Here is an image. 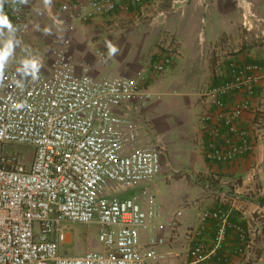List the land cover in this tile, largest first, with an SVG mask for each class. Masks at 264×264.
<instances>
[{"label": "built area", "instance_id": "1", "mask_svg": "<svg viewBox=\"0 0 264 264\" xmlns=\"http://www.w3.org/2000/svg\"><path fill=\"white\" fill-rule=\"evenodd\" d=\"M145 1L86 0L64 10L73 22L85 23ZM63 45L49 66H0V264H156L157 248L165 241L143 242L140 232L154 229L161 217L143 184L162 174V151L142 146L139 122L120 112L134 99L152 98L143 85L146 76L97 79L67 50L70 39ZM96 54L105 59L101 50ZM173 58L167 54L152 71L167 72ZM263 83L261 63L231 59L222 83L200 89L209 108L201 118L210 136L203 142L209 161L231 164L257 148L264 157V111L257 97ZM19 145L33 148L31 159L25 160ZM137 188L138 193L125 194ZM175 220L166 225L175 229ZM198 221L202 227L214 223L213 253L229 230L241 243L248 241L247 231L223 206L203 210ZM76 224L97 226L99 248L75 253L66 247ZM208 252L205 241H196L187 264H204Z\"/></svg>", "mask_w": 264, "mask_h": 264}, {"label": "crops", "instance_id": "2", "mask_svg": "<svg viewBox=\"0 0 264 264\" xmlns=\"http://www.w3.org/2000/svg\"><path fill=\"white\" fill-rule=\"evenodd\" d=\"M32 1L39 5L44 3L48 6L53 3H60L64 6L72 2L86 0H50L49 3H46L45 0ZM254 1L257 3L259 10L261 11L262 9L261 12L264 17V0ZM150 2L152 0H146L141 5V9L146 10ZM218 13H220V17L216 18ZM115 18L116 16L107 18L105 15H101L93 19V24L95 26L96 24L106 25L109 24V20H115ZM164 20L166 21V19ZM66 21L68 24H74L72 26L73 28H67V32L73 39L67 50L74 55L79 66L87 63L90 66L91 74L97 79L120 75L136 76L138 72H143L145 76H148V73H154L151 68L153 63L162 60L169 53H173L174 55L173 65L167 72L160 73V75H167L170 72L181 73L184 66L183 49H186L188 55L190 53L192 56H196V52H199L196 48L190 50V48L188 49L184 46L185 26L181 22L178 26L174 25L173 27L181 43L180 50L177 54H174L170 50L161 57L154 56L150 58L152 54L142 53L139 44L130 43L132 49L129 51L127 49L129 43H112L114 39L109 37L107 40L110 43L109 48H115V52L117 53H108L107 60L101 62L96 60L94 53L89 50L92 45L91 43L87 45L89 41L88 35H82L81 33L84 30L82 23L75 24V22H72L68 18ZM197 25V23L189 25V31L192 32V39L198 42ZM148 30L150 29L148 28ZM229 31L230 23L225 1L211 0L210 10L206 14L205 40L208 47L212 44L213 48L210 50L206 49V56L218 55L214 51L217 50L215 44L220 42L224 33H228ZM141 33L140 36L137 35L139 37L138 41L148 36L147 32L144 33L143 31ZM93 35H97V33L94 32ZM185 43L187 44V42ZM187 53H185V56ZM253 53H243L237 59L259 62L264 66V47L259 55L255 51ZM189 61L194 62L193 59ZM220 63L218 61V68H220ZM227 65L223 72L219 73L217 82L212 83L210 86L220 84L226 79ZM165 81L163 80L162 82L159 80L149 84V86H144L145 89L152 93V98L147 102L134 99L127 103L120 112L134 117L139 122L141 127L140 144L142 146L149 147L152 139L167 136L174 145H178L173 149V157L176 158V164H179L180 160L188 162V164H184L185 167L203 170V172L212 174V176L218 179L217 184L221 185L219 189L217 186L210 187L208 184L200 187L197 186L199 185L197 183L194 191L198 193L207 192L210 195L208 200H206V197L203 198V201H206V205H209L211 200L213 202L214 198L220 199L221 203L219 206L215 203L212 205V209L220 206L225 207L229 212L230 220L234 223L241 224L247 231L248 241L247 243H241L236 233L229 230L227 240L223 247L215 253L211 252L214 248L215 226L212 222H209L202 227L199 225V216L196 217L199 208L204 203L202 201L190 202L189 205H186L187 192H181V190L176 191L165 180L162 181V179L157 178L152 182L143 184V188L148 189L155 196L161 209V217L154 229L141 230L142 241L148 242L150 237L164 239V244L157 248L160 258L156 264H187L189 262L190 249L196 241L200 240L206 242L209 250L204 264H264V157H262L261 148H257L253 153L231 164H218L209 161L205 156L203 142H208L210 136L203 130V122L201 120L209 108L199 96L198 98L201 100L203 111L200 114L198 113V108L193 103L192 97L189 93L182 90L189 86V83L187 84L183 79L179 80L178 83L174 82V86L178 87V93L173 98L164 92L160 97L154 99L153 92H155V87L160 86L163 88ZM257 94L258 99L262 101L260 110L264 111V83L258 88ZM194 99L196 100V98ZM181 145L183 148L186 147V149L182 150ZM255 169L258 171L256 176L253 177L252 173ZM139 191L140 188H137L125 194L129 196ZM177 211L182 212L180 217L175 216ZM174 219H176L175 229L166 225L168 221ZM197 231L200 232V235H196Z\"/></svg>", "mask_w": 264, "mask_h": 264}, {"label": "rangeland", "instance_id": "3", "mask_svg": "<svg viewBox=\"0 0 264 264\" xmlns=\"http://www.w3.org/2000/svg\"><path fill=\"white\" fill-rule=\"evenodd\" d=\"M224 1L227 6L230 31L224 33L220 42L215 44L217 50L214 51L218 53L217 56L215 54V56L209 54L210 57L205 55L206 49L213 48L212 44L208 47L205 40L206 14L210 10L211 0H152L146 10H142L141 6L129 11L117 8L113 12L104 14L107 18L116 16L115 20H109V24L106 25L96 24L95 26L92 19L82 23L84 30L81 33L82 35H88L87 45L91 43L92 46L89 50L94 53L98 61L104 62L108 58V53L114 54L110 51V43L107 42L109 37L114 39L112 43H129L127 46L129 51L132 49L131 44L137 43L141 48V52L148 55L152 54L150 57L152 58L154 56L161 57L170 50L174 54L179 52L181 43L173 27L182 22L185 26L184 46L190 48V50L196 48L199 52H196V56H192L190 53L188 55L186 49H183L184 66L181 73L170 72L167 75L148 73L149 77L146 76L143 85L149 86L155 81L161 80L163 82V80H166L163 88L160 86L155 87L153 98L160 97L164 92L173 98L178 93V87L174 86V82L178 83L179 80L183 79L187 84L189 83V86L182 90L189 93L200 114L203 111L199 99L200 89L216 83L219 79V73L223 72L227 62L231 59H237L246 52L253 53L255 51L259 55L264 47V17L261 12L262 9L259 10L257 3L254 0ZM32 2V0H27L26 4H22L20 0H4L3 14L7 16L12 24L11 27L0 28V55L3 56L0 66L4 70L30 63L49 66L55 57V53L64 46V40L68 38L73 41L67 32V28H71L74 24L67 23L66 19H71L64 10L63 4L53 3L47 6L44 3L39 5ZM17 14L21 15V20H17ZM217 17H220V13ZM71 21L73 22V20ZM193 23L198 24L196 29L198 42L192 39V32L189 31V25ZM143 31L144 33L147 32L148 36L138 41V36ZM94 32L97 35H93ZM135 48L137 49L136 46ZM97 49L105 54L104 60L96 54ZM185 53H187L186 56ZM190 59H193L194 62L189 61ZM218 61L221 62L220 68H218ZM149 145L152 147L157 146L162 151L163 170L157 179L165 180L176 191L187 192L186 205H189L190 202L202 201L204 203L199 208L196 217L203 210L212 209V205L215 203L219 206L220 199L214 198L213 202L211 200L210 204L206 205L203 198L206 197V200H208L210 195L207 192L198 193L194 191L197 183L199 184L197 186L200 187L208 184L210 187L217 186L219 189L221 185L217 184V178L212 174L203 172V170L185 167L184 164H188V162L180 160V163L176 164L173 149L178 145H174L167 136L156 137L152 139ZM15 148L25 153V160L31 159L33 148L26 145L15 146ZM181 149L185 150L186 147L183 148L181 145ZM216 196L218 197V195ZM97 232L98 228L95 225H72L68 238L70 245H66V247L75 253H83L92 248H99L95 241Z\"/></svg>", "mask_w": 264, "mask_h": 264}, {"label": "clouds", "instance_id": "4", "mask_svg": "<svg viewBox=\"0 0 264 264\" xmlns=\"http://www.w3.org/2000/svg\"><path fill=\"white\" fill-rule=\"evenodd\" d=\"M45 2L49 3L50 0H45ZM3 3H4V0H0V28L11 27L12 26L11 22L9 21L7 16L5 14H3ZM20 3L26 4L27 0H20ZM110 51L112 53H114L116 51V49L111 48ZM2 60H3V56L0 55V62H2Z\"/></svg>", "mask_w": 264, "mask_h": 264}, {"label": "trees", "instance_id": "5", "mask_svg": "<svg viewBox=\"0 0 264 264\" xmlns=\"http://www.w3.org/2000/svg\"><path fill=\"white\" fill-rule=\"evenodd\" d=\"M214 224V223H213Z\"/></svg>", "mask_w": 264, "mask_h": 264}]
</instances>
